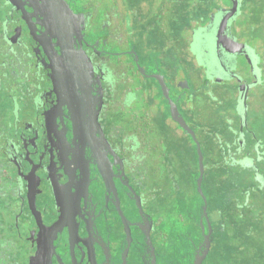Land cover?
Here are the masks:
<instances>
[{"label": "flooded vegetation", "instance_id": "obj_1", "mask_svg": "<svg viewBox=\"0 0 264 264\" xmlns=\"http://www.w3.org/2000/svg\"><path fill=\"white\" fill-rule=\"evenodd\" d=\"M51 1L0 0V264H196L203 255L201 264H223L214 203L206 197V213L196 184L203 201L197 195L191 205L187 175L174 186L170 169L159 170V145L179 138L173 123L191 143L160 78L199 141L190 122L202 110L196 95L211 83L220 94L230 79L238 135L229 154L238 164L263 156L259 138L242 134L249 103L264 105V9L256 0L218 3L182 45L181 69L172 38L153 36V60L124 40L116 0H67L74 15L63 29ZM210 22L214 47L198 30ZM64 31L80 35L75 46L89 58L82 78L90 92H78L85 104L55 84L56 33Z\"/></svg>", "mask_w": 264, "mask_h": 264}, {"label": "rangeland", "instance_id": "obj_2", "mask_svg": "<svg viewBox=\"0 0 264 264\" xmlns=\"http://www.w3.org/2000/svg\"><path fill=\"white\" fill-rule=\"evenodd\" d=\"M121 8V18L120 24H122L123 30L125 31V37L129 38L132 43H136L138 47L141 48L142 52L145 53L150 59L157 58V50L154 47L153 36H156V33L162 36H167L168 38L173 39V63L177 67H184L183 61L181 59L182 56V45H185V41L191 40L193 28L198 26V21L202 22V19L205 21L207 19L206 8L211 11L210 8L217 7L218 3L224 2L225 4L230 3V0H116ZM260 3L261 9H264V0H256ZM264 16V13H263ZM212 19V18H211ZM210 19V20H211ZM212 21V20H211ZM200 22V23H201ZM211 24V22H210ZM161 26L164 29V33H161ZM190 26V27H189ZM201 32H205L207 35V44L214 47L216 45V33H217V22H212L211 27L209 28H199ZM198 37V36H197ZM204 45H201L203 47ZM127 47V45H126ZM182 47V48H181ZM125 48V47H121ZM116 49L120 50V47L116 46ZM203 53H205V48L203 47ZM205 55H202L203 60H207L210 55H207V59L204 58ZM190 58L198 63L197 60L193 59L191 55ZM199 58V56H198ZM212 60L214 57L212 55ZM199 60V59H198ZM200 62V61H199ZM231 80L229 79L224 83V90L222 89L221 93H217L215 89L213 91L208 90L213 87V83L209 84L208 87L204 90L201 89L200 93L196 95V102H193L196 107H201L202 110L200 112V121L202 122L201 126V137L202 140H205L206 136H216V138H223L225 134L230 132V130L237 129V125L234 121V109L236 108L235 96L233 94V87L229 84ZM217 87V86H215ZM240 102V101H239ZM240 108L245 111V106L241 103ZM239 108V109H240ZM247 126L246 133L242 134L245 140H250L251 138L257 136L259 138V142L257 143L258 147L264 148V105H259V100L255 99L252 103H249L247 106ZM240 109V110H241ZM175 134L179 137L176 138L173 136L168 142H162L159 145V151H161L162 155L159 158V163L162 167L159 169L160 172L166 171V169H170L172 173H174V186H180L183 178L182 175H187V179L190 180L192 184L189 187V203L197 205L200 201L197 198V194L195 192V187L197 184V173L196 164L194 156H190V149L187 146L186 137L183 138L184 132L177 127L176 124L173 123ZM182 137V138H180ZM173 152V156L170 154ZM262 156L257 157V161L260 160ZM233 158V157H232ZM245 164H253L255 163L257 169V175L259 179H261V187L263 192L259 190L256 186L252 189L242 191L243 187H240V191L235 195H230V201L228 203V207L223 208V200L218 198L219 200L214 203L215 209L211 210V217L214 219L215 223L222 225V221L224 226H222V232H230L233 234L235 231L232 228V223L235 215H239L244 217L240 223L249 222L252 219L251 217L261 216L263 218L264 214L258 213L256 210L257 207V199L255 197L256 193H258L259 198L260 195L264 193V175H261V168L259 169V164L256 159L253 157L244 158ZM234 160V159H232ZM180 162H182L180 164ZM184 162V163H183ZM261 166V165H260ZM192 168V171H190ZM196 180V182H195ZM181 191L183 189L181 185ZM181 195V194H180ZM220 195V194H218ZM223 196H226L225 193ZM264 196V195H262ZM260 202V199H259ZM264 201H261V204ZM252 212L256 211L257 213L249 214V210ZM263 211V210H262ZM248 218V219H247ZM224 219V220H223ZM252 229H254V225H252ZM233 251H238L235 247L232 248ZM236 264V262H235Z\"/></svg>", "mask_w": 264, "mask_h": 264}, {"label": "trees", "instance_id": "obj_3", "mask_svg": "<svg viewBox=\"0 0 264 264\" xmlns=\"http://www.w3.org/2000/svg\"><path fill=\"white\" fill-rule=\"evenodd\" d=\"M207 9L209 8H206L205 14L210 13ZM190 122L194 123L201 130L202 122L196 114L191 115ZM236 131L235 129L230 130L223 138H216V136L212 137L208 135L205 140H200L205 163V176L202 183L203 191L210 203L217 202L219 200L218 198L222 199L223 208L228 207L230 195H235L239 192L240 187H243V189H241L242 191H246L256 186L263 192L260 186L262 180L259 179L257 175L255 161L253 164L248 165L238 164L232 160L233 158L229 154L230 148L236 146L235 141L238 135ZM256 141L257 139H254L253 142ZM190 142L191 143L189 145L187 144V146L191 151L190 156H194L196 170L193 169V171H196L198 177L199 162L197 146L191 137ZM168 154L172 157L174 153L171 152ZM255 159L257 161V156H255ZM257 162L259 163L257 164L259 169L261 168V175H264V155ZM181 163L182 162H180V164ZM190 171H192V168H190ZM168 172H171V170ZM171 175L172 179H174V173L171 172ZM196 193L200 197L197 189ZM224 193L226 196H223ZM262 195H264V193ZM262 195H260V198L258 193L255 195L258 200L256 205L259 207L256 211L260 214H264V203L261 204V201H264V196ZM200 198L201 201H203L202 197ZM256 211L252 212L250 209L248 212L249 214H256ZM250 218L252 219L251 221L249 220V222H246V220L243 224L240 222L244 217L235 215L232 223V228L235 230L233 234L226 231L222 232L221 227L224 226L222 221L216 238L220 240L219 243L222 247L223 264H235V262L236 264H264V216L263 218L261 216H250ZM252 225H254V229H252ZM234 247L238 251H233L232 248Z\"/></svg>", "mask_w": 264, "mask_h": 264}, {"label": "water", "instance_id": "obj_4", "mask_svg": "<svg viewBox=\"0 0 264 264\" xmlns=\"http://www.w3.org/2000/svg\"><path fill=\"white\" fill-rule=\"evenodd\" d=\"M51 1V0H50ZM49 5H52L53 11L55 13L54 18V26L56 29H63L66 24L70 22L69 15L67 13H70L74 15L73 10L69 6V3L67 0H52ZM229 15H227L225 18H223L221 25H220V32L224 30V27L228 24ZM212 20V19H211ZM58 40L57 44L60 45L61 52L54 51L56 54V64H52V69L55 75L60 76V80L56 77L55 84L58 86H62L64 88V91L68 95L75 94L76 97L80 99L82 104H85V101L87 100L86 97L80 98L78 92L79 91H86L87 93L89 91V85L88 82L85 81L82 76L86 74V65H85V56L87 58V55L85 51L82 49V47L78 50L76 48L75 44L81 42L80 35L77 34L79 39H76L75 34H69L67 32H58L56 33ZM224 43V40L221 41ZM52 63L55 61L54 57H51ZM89 58H87L88 60ZM160 82L164 91L165 97L169 101L170 105V111L172 118L178 122L180 127L184 129L187 133H189L193 139V141L196 143L197 146V153H198V162H199V176L197 180V187L202 195V197L205 200L204 210L207 213V199L204 194L202 183L205 176V163H204V155L202 151V146L200 141L198 140L196 136V132L194 129L189 125V123L185 120V118L181 115L179 108L174 100L171 99L168 87L166 86L165 82L163 81V78H160ZM186 85H188V81H185ZM244 115V111L242 112V116ZM82 129H86V126H83ZM105 161L111 165V161L106 155ZM101 166L102 161L99 160ZM211 235V224L209 223V232L206 234L205 242L207 245V250L210 247V240L209 236ZM204 258V255L199 259H197L196 264H201L202 259Z\"/></svg>", "mask_w": 264, "mask_h": 264}]
</instances>
